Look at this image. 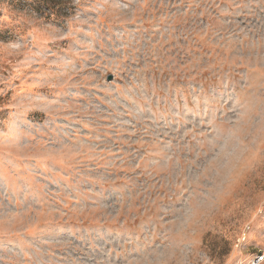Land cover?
<instances>
[{"label": "rangeland", "instance_id": "obj_1", "mask_svg": "<svg viewBox=\"0 0 264 264\" xmlns=\"http://www.w3.org/2000/svg\"><path fill=\"white\" fill-rule=\"evenodd\" d=\"M31 3L0 0V264H264V0Z\"/></svg>", "mask_w": 264, "mask_h": 264}, {"label": "trees", "instance_id": "obj_2", "mask_svg": "<svg viewBox=\"0 0 264 264\" xmlns=\"http://www.w3.org/2000/svg\"><path fill=\"white\" fill-rule=\"evenodd\" d=\"M62 0H32L33 8H36L38 11L46 10L48 12H57L62 9L61 7Z\"/></svg>", "mask_w": 264, "mask_h": 264}, {"label": "built area", "instance_id": "obj_3", "mask_svg": "<svg viewBox=\"0 0 264 264\" xmlns=\"http://www.w3.org/2000/svg\"><path fill=\"white\" fill-rule=\"evenodd\" d=\"M259 259H261V257H259Z\"/></svg>", "mask_w": 264, "mask_h": 264}, {"label": "water", "instance_id": "obj_4", "mask_svg": "<svg viewBox=\"0 0 264 264\" xmlns=\"http://www.w3.org/2000/svg\"><path fill=\"white\" fill-rule=\"evenodd\" d=\"M111 78H109V80H110Z\"/></svg>", "mask_w": 264, "mask_h": 264}]
</instances>
